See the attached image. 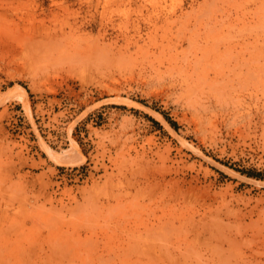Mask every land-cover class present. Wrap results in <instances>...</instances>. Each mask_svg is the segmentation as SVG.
<instances>
[{"label": "rangeland", "instance_id": "rangeland-1", "mask_svg": "<svg viewBox=\"0 0 264 264\" xmlns=\"http://www.w3.org/2000/svg\"><path fill=\"white\" fill-rule=\"evenodd\" d=\"M33 5L0 17V264L263 258L264 0L84 5L42 55Z\"/></svg>", "mask_w": 264, "mask_h": 264}, {"label": "bare ground", "instance_id": "bare-ground-1", "mask_svg": "<svg viewBox=\"0 0 264 264\" xmlns=\"http://www.w3.org/2000/svg\"><path fill=\"white\" fill-rule=\"evenodd\" d=\"M32 1H34L33 7L39 10L38 14L43 15V17L40 18V20H38V21H39L41 29H44L46 31L45 36H43V38L41 37V39L39 38V39H36L34 41L35 43L33 46L35 47V50L39 51V52L35 51L37 54L38 53L41 54V52H42L41 49H43V46L44 47L46 46L45 48H47L48 50H49V48L52 50L54 47L53 43H57L58 41H60V42L64 41L65 47H71V45H73L74 43H77V41H79L80 39H76L73 36V33H72L73 28L72 27H77V25H76L77 18L80 16V11H81V9H83V6L85 5L86 9H98L100 7L101 9L99 11L101 13H103L105 10L104 9L105 5L108 3V0H75V2H77V4H78V9H73L72 3L70 0H48L47 4L44 3V0H32ZM20 2H21V0H0V17L3 14L2 11L16 8L20 4ZM59 11H63V13H67V14H73L72 20L64 21V24H59V28L57 31L50 32V30H49L50 27L44 23V19L47 17L50 19H53L55 16H57ZM79 23L82 24L83 22L80 21ZM64 25H66L69 28V30L66 31L64 29ZM60 33L62 36L61 38H63L64 40L57 37V35ZM34 47H33V49H34ZM44 49H43V53L45 52V54H46V52H48V50L47 49L44 50ZM54 49H56V48H54ZM59 53L60 52L58 49V54H57L58 56H59ZM66 54H68V53H66ZM235 64H239V63H235ZM238 70H239V72L237 74L244 79L245 76L242 72V67H239ZM226 242H227V247L225 248V250L227 252H231L230 250L233 249V247H234L233 243L234 242H232L231 239L226 240ZM53 249H55V248H53ZM252 256L253 257L251 259L243 261V259L241 258L242 255H239V256H237L238 258L235 259V261H236L235 263L230 262L229 258H227L228 260L226 261V264H239V261L249 262L250 264H264V257L263 258L260 257L258 259L256 256H254V255H252Z\"/></svg>", "mask_w": 264, "mask_h": 264}]
</instances>
